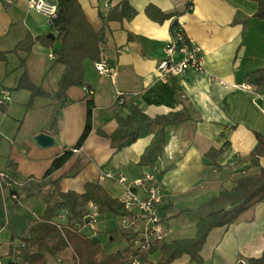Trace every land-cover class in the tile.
Here are the masks:
<instances>
[{
    "label": "crops",
    "instance_id": "1",
    "mask_svg": "<svg viewBox=\"0 0 264 264\" xmlns=\"http://www.w3.org/2000/svg\"><path fill=\"white\" fill-rule=\"evenodd\" d=\"M27 1L0 0V54H5V60L0 61V95L7 92L9 100L8 114L0 113V172L12 184L28 178L41 180L56 157L74 148L85 127L89 101L91 131L53 179L62 177L61 190L77 193L83 192L86 183L98 182L109 197L117 199L123 185L99 181L102 173L121 174L130 183L153 172L163 195L160 216L171 240L185 238L178 235L187 231L194 214L200 217L230 208L227 202L203 205L221 191L232 190L239 176L264 169V158L259 168H252L248 160L257 144L255 134L264 136V89L257 91L247 83L250 73L264 70V21L253 18L257 3L127 0L136 16L122 25L103 21L107 11L122 0H79L90 26L103 35L101 61L113 66L115 74L113 78L101 77L94 69L96 63L86 60L83 84L68 90L71 102L61 110L53 131L47 122L56 102L37 97L27 108L30 94L14 90L25 71L34 86L54 94L63 72V66L54 63L53 52L59 45L55 31L50 30L51 19L28 9ZM44 1L56 5L58 0ZM148 6L171 15V19L161 24L152 21L145 14ZM175 18L187 39L199 48L202 72L186 70L179 76L161 79L157 65L164 58V46L170 40V25ZM26 34L34 38L52 35L53 39H49L54 44L48 48L35 43L28 53L14 52ZM122 95L124 98H119ZM130 100L149 119H175L164 128L160 153L152 151L148 155L151 165L139 163L160 126H153L147 135L120 151L110 146L109 137L119 125L117 117L123 120L130 114ZM40 133L51 136L53 144L37 145L34 138ZM225 144L228 149L217 159L223 169L218 171L207 165L205 154ZM75 164L77 175L65 176ZM185 210L192 212L174 216ZM42 211L44 204L39 196L15 202L7 191L0 190V257L5 264H24L18 255L20 237ZM97 223L84 228L82 234L104 247L105 254L125 249L126 241L120 237L114 215L106 212ZM263 248L261 203L243 213L233 225L212 229L200 254L202 264H237L259 257ZM157 258L156 251L149 256L151 262ZM44 259L46 264H73L70 249L55 256L44 253ZM173 264H189V258L182 255Z\"/></svg>",
    "mask_w": 264,
    "mask_h": 264
},
{
    "label": "trees",
    "instance_id": "2",
    "mask_svg": "<svg viewBox=\"0 0 264 264\" xmlns=\"http://www.w3.org/2000/svg\"><path fill=\"white\" fill-rule=\"evenodd\" d=\"M257 3V10L254 19L264 21V0H250ZM56 14L51 20V31H55V41L58 43V50L53 52L54 63L63 66V72L57 84L54 94L45 92L40 87L34 86L25 71L22 73L15 91H27L30 94V101L27 108H30L32 101L37 98L52 99L56 103L48 119V126L55 130L61 110L71 101L67 98V92L72 87H80L84 80V62L86 60L94 63L101 62V45L103 43L102 33H96L86 20L79 0H58L56 4ZM146 16L154 22L163 23L171 19V15L163 14L161 10L154 6L145 9ZM103 17L105 23L118 22L126 24L133 20L136 11L130 6L127 0L107 11ZM170 35H179V44H187L180 24L175 18L170 25ZM35 43H40L45 47L52 48L54 41L48 37L34 38L26 34L24 39L15 47L14 52L23 51L28 53ZM5 60V54H0V61ZM22 65L24 62L21 63ZM247 83L256 87L257 91L264 89V70H256L247 77ZM119 98H124L120 96ZM123 102L121 105H125ZM130 105V114L122 120L117 117L118 128L110 139L111 148L120 151L137 139L147 135L153 126H160V130L154 136V142L146 151L140 161V165H151L147 160L152 151L159 154L164 143V128L175 122L173 117L149 119L141 114L133 105ZM92 102H88V110L84 130L71 150H65L56 157L49 170L40 179L28 178L20 184H13L8 190V195L15 196L16 201L39 196L44 204V211L38 217L27 233L20 237L21 247L19 259L24 264H46L44 253L52 256L58 255L70 249L73 264H130L129 257H137L141 264H173L182 255L189 258V264H202L201 250L206 238L214 228L229 227L233 225L239 217L251 207L264 203V169H259L257 173L244 174L234 180L235 187L230 191H221L216 197L211 198L203 207H211L214 204L227 202L230 208L211 211L205 216H200L195 221V233L191 238L171 240L170 242H156L148 251H133L130 245V237L121 230L119 234L126 241V247L122 251L115 253H104V247L90 237L82 234V228H76V224L83 225L84 218L89 213L88 204L93 203L102 216L106 212L116 218L127 214L124 207L108 196L103 187L98 182H88L84 186L82 193L74 191L63 192L60 187L61 178L53 179L54 173L59 171L72 158L73 151L78 150L85 142L91 131ZM9 106L7 102L0 101V113L7 115ZM175 117V116H174ZM188 120L187 117H184ZM257 141L255 148L251 151L249 162L252 168H259L260 159L264 158V136L255 134ZM3 137L0 135V142ZM228 149L225 144L220 149L211 148L205 154L207 165L213 169L222 171V167L217 164L218 157ZM78 173L76 164L65 176L74 177ZM60 212H65V218L59 219ZM191 210L177 211L174 216L189 214ZM3 226L0 225V228ZM156 251L157 261L151 262L149 256ZM247 264H264V248L257 258L247 259Z\"/></svg>",
    "mask_w": 264,
    "mask_h": 264
},
{
    "label": "built area",
    "instance_id": "3",
    "mask_svg": "<svg viewBox=\"0 0 264 264\" xmlns=\"http://www.w3.org/2000/svg\"><path fill=\"white\" fill-rule=\"evenodd\" d=\"M27 7L49 19L55 16L56 5L44 0H28ZM179 35L170 37L164 46V58L157 65V74L161 79H168L179 76L186 70L202 72L201 60L198 55L199 48L188 40L187 44H179ZM96 72L101 77L113 78L115 69L106 62L95 64ZM90 93V92H89ZM0 101L7 102L8 93L2 92ZM75 153L77 150H72ZM153 172H147L133 182H127L121 174L104 172L100 175L99 181L111 180L123 185L122 193L117 197L118 202L124 207L127 214L117 217L119 230L130 237V245L133 251H148L156 242L163 241L167 237V227L160 216V204L163 195L155 181ZM14 184V183H13ZM7 176L0 172V190L7 191L13 186ZM16 200L15 196L10 197ZM89 213L84 218L83 225L76 224V228L84 229L94 227L99 221L100 215L95 204L89 203ZM65 212H60L59 219L65 218ZM130 264H141V261L134 256L129 257ZM0 264H5L0 257ZM237 264H247L238 262Z\"/></svg>",
    "mask_w": 264,
    "mask_h": 264
},
{
    "label": "rangeland",
    "instance_id": "4",
    "mask_svg": "<svg viewBox=\"0 0 264 264\" xmlns=\"http://www.w3.org/2000/svg\"><path fill=\"white\" fill-rule=\"evenodd\" d=\"M205 212V211H204ZM199 216H196L195 214L190 219V224L187 226V231L184 232V234H179L178 237H185V238H191L195 233V221L197 220ZM176 236V235H175ZM171 236V237H175ZM170 242L171 238L170 236L166 237L163 242Z\"/></svg>",
    "mask_w": 264,
    "mask_h": 264
},
{
    "label": "water",
    "instance_id": "5",
    "mask_svg": "<svg viewBox=\"0 0 264 264\" xmlns=\"http://www.w3.org/2000/svg\"><path fill=\"white\" fill-rule=\"evenodd\" d=\"M48 38L53 39L52 35H48ZM37 145L42 147H48L53 144V138L47 134L40 133L34 138Z\"/></svg>",
    "mask_w": 264,
    "mask_h": 264
}]
</instances>
